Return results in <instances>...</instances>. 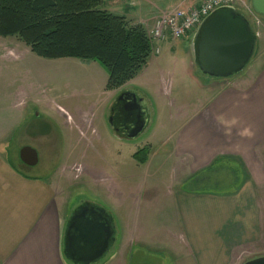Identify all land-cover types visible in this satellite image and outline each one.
<instances>
[{
    "label": "rangeland",
    "instance_id": "374dc122",
    "mask_svg": "<svg viewBox=\"0 0 264 264\" xmlns=\"http://www.w3.org/2000/svg\"><path fill=\"white\" fill-rule=\"evenodd\" d=\"M151 2L153 21L142 25L146 34L158 16L178 7L171 0ZM192 36L149 42L151 53L135 83L130 80L111 90L105 89L107 74L96 62L41 58L16 36L0 37V118L8 122L18 114V120L22 117L13 123V134L2 143L7 146L1 154L25 172L53 181L70 211L87 201L111 214L118 235L106 254L92 264L103 263L130 238L140 240L131 246V257L125 251L130 264H169V254L176 255L164 239L179 244L181 233L172 193L183 173L169 153L181 118L187 114L183 105L201 101L199 86L209 98L217 86H234L257 59L254 48L248 64L235 76L221 80L204 75L193 61ZM120 90H134L147 109V127L133 140L117 139L106 123L108 107ZM25 145L37 152V164L20 161L18 151ZM146 145L149 153L140 164L132 156ZM253 189L264 227V186ZM261 255L264 242L257 241L240 247L230 264ZM65 263L72 264L66 259Z\"/></svg>",
    "mask_w": 264,
    "mask_h": 264
},
{
    "label": "crops",
    "instance_id": "0c3cea01",
    "mask_svg": "<svg viewBox=\"0 0 264 264\" xmlns=\"http://www.w3.org/2000/svg\"><path fill=\"white\" fill-rule=\"evenodd\" d=\"M151 1L101 0L100 7L146 25L153 21L154 11L149 6H155ZM171 1H175L174 7L198 2ZM255 31L253 69L241 75L234 86L211 89L210 98L204 97L205 88L199 86L201 101L183 105L187 114L181 118L177 141L171 143L169 153L183 173L172 193L181 230L179 244L164 239L176 253L169 254V264H230L240 247L264 242L261 210L253 189L264 186V19ZM137 76L131 82L135 83ZM18 116L8 122L0 118L1 144L11 138L13 123L22 119ZM4 145L0 146V264H66L61 239L71 213L69 202L49 178L29 174L3 156ZM221 155L238 157L248 171L249 178L235 194L181 188L191 175ZM135 243L140 240L123 241L101 264H130L124 255L128 251L131 257Z\"/></svg>",
    "mask_w": 264,
    "mask_h": 264
},
{
    "label": "trees",
    "instance_id": "16d2710c",
    "mask_svg": "<svg viewBox=\"0 0 264 264\" xmlns=\"http://www.w3.org/2000/svg\"><path fill=\"white\" fill-rule=\"evenodd\" d=\"M100 4L101 0H0V37L16 36L41 58L96 62L107 74L105 89H117L138 74L151 46L142 25ZM148 153L146 145L132 157L143 164ZM248 178L241 159L221 155L191 175L182 189L231 195Z\"/></svg>",
    "mask_w": 264,
    "mask_h": 264
},
{
    "label": "water",
    "instance_id": "95a60500",
    "mask_svg": "<svg viewBox=\"0 0 264 264\" xmlns=\"http://www.w3.org/2000/svg\"><path fill=\"white\" fill-rule=\"evenodd\" d=\"M252 9L264 16V0H250ZM256 33L245 17L233 7H220L202 19L190 40L193 61L204 75L229 78L245 68L254 52ZM121 113L122 125L108 123L124 139L133 140L148 124L144 101L134 90H123L117 96L112 112ZM19 159L28 166L38 162L34 148L22 146ZM116 227L111 214L104 208L81 201L71 211L61 239L63 257L72 264H92L101 259L115 242ZM241 264H264V255Z\"/></svg>",
    "mask_w": 264,
    "mask_h": 264
},
{
    "label": "built area",
    "instance_id": "2783aa9c",
    "mask_svg": "<svg viewBox=\"0 0 264 264\" xmlns=\"http://www.w3.org/2000/svg\"><path fill=\"white\" fill-rule=\"evenodd\" d=\"M220 7H233L244 15L252 26L260 24L264 19L243 0H198L195 4L179 5L174 10L158 16L147 33L148 40L152 43L166 36L171 39L186 37L196 30L204 17Z\"/></svg>",
    "mask_w": 264,
    "mask_h": 264
},
{
    "label": "flooded vegetation",
    "instance_id": "af4514ba",
    "mask_svg": "<svg viewBox=\"0 0 264 264\" xmlns=\"http://www.w3.org/2000/svg\"><path fill=\"white\" fill-rule=\"evenodd\" d=\"M122 91H123V90H120V91L116 94L114 100H113L112 103L109 105L108 110H107L106 123H107L108 127L110 128L111 132L113 133V135H114L117 139L124 140V138H123L120 134L116 133V132L113 130V127L108 123V119H109V117L113 114V118H112L113 125H114V124H116L117 126L122 125V123L120 122L121 113H119L118 110H114V112H112V108H113V105H114V103H115V100H116L117 96L119 95V93L122 92Z\"/></svg>",
    "mask_w": 264,
    "mask_h": 264
}]
</instances>
